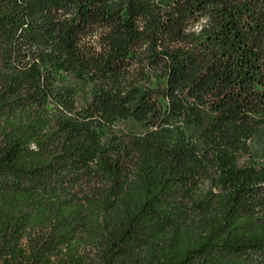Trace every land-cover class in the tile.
Returning a JSON list of instances; mask_svg holds the SVG:
<instances>
[{"label":"trees","instance_id":"1","mask_svg":"<svg viewBox=\"0 0 264 264\" xmlns=\"http://www.w3.org/2000/svg\"><path fill=\"white\" fill-rule=\"evenodd\" d=\"M80 218L95 264H264V0H0V264Z\"/></svg>","mask_w":264,"mask_h":264},{"label":"rangeland","instance_id":"2","mask_svg":"<svg viewBox=\"0 0 264 264\" xmlns=\"http://www.w3.org/2000/svg\"><path fill=\"white\" fill-rule=\"evenodd\" d=\"M127 127L121 125L120 127ZM71 197H83L79 191H71ZM77 199H75L76 201ZM77 202V201H76ZM67 228L73 229L69 235L64 234ZM20 245L30 253L50 258L53 264L60 263L68 254H75L84 264H95L102 254L104 245L100 230L93 231L85 218L65 224L63 230L57 227H30L25 229L19 241ZM150 243L138 241L132 248L133 254H138L144 260ZM2 261L0 260V263Z\"/></svg>","mask_w":264,"mask_h":264}]
</instances>
